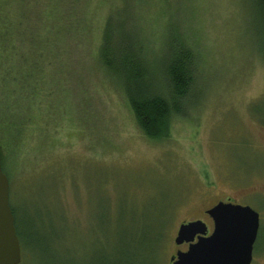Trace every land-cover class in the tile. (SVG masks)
I'll list each match as a JSON object with an SVG mask.
<instances>
[{"label": "rangeland", "instance_id": "rangeland-1", "mask_svg": "<svg viewBox=\"0 0 264 264\" xmlns=\"http://www.w3.org/2000/svg\"><path fill=\"white\" fill-rule=\"evenodd\" d=\"M4 1L37 26L49 15L73 34L43 62L48 82L38 108L50 105L42 126L53 144L29 132L6 173L20 216H53L56 263L94 264L128 239L147 253L142 264H170L185 246L174 244L179 226L201 221L211 231L206 211L231 202L258 214L251 264H264V59L254 1ZM108 23L122 24L151 69L174 51L191 52L192 85L165 137L141 133L98 65L94 52ZM15 46L16 60L28 57L26 44Z\"/></svg>", "mask_w": 264, "mask_h": 264}, {"label": "trees", "instance_id": "trees-1", "mask_svg": "<svg viewBox=\"0 0 264 264\" xmlns=\"http://www.w3.org/2000/svg\"><path fill=\"white\" fill-rule=\"evenodd\" d=\"M253 1L252 15L259 26L260 56L264 59V0ZM10 4L0 0V165L6 177L8 166L18 156L17 150L25 142L26 134L38 132L48 145L53 144L50 133L43 131L42 126V120L50 118V115L46 116L50 105L47 104L44 111L38 108L46 96L43 87L48 82L45 70L49 62L46 65L43 62L55 56L54 45L73 35L72 30L55 24L53 16H45L42 23L45 27L37 26L22 10L13 12ZM114 24L108 23L104 27L94 52L95 59L101 70L110 75H106L109 83L123 93L141 133L149 139L165 137L171 118L181 112L192 85V54L182 48L172 52L159 69H151L138 45L122 30V24ZM19 41L26 44L29 51L28 57L21 53L24 58L20 61L16 60L20 53L15 46ZM155 71L160 74L157 77L160 82H156ZM49 192L48 205L52 209V201L55 203L57 198L56 188ZM9 205L20 246V264L30 263L31 257L37 255L44 257L47 264H58L51 257L58 241L53 216L36 221L33 217L20 216L17 209L11 203ZM55 211L54 206L53 213ZM65 223L67 226L66 220ZM66 226L64 234L69 238L70 224L68 228ZM135 244L134 240L120 241L115 249L94 264H142L147 253L139 251L140 243L137 244L139 249L135 250ZM158 255L159 251L155 250L156 261Z\"/></svg>", "mask_w": 264, "mask_h": 264}, {"label": "water", "instance_id": "water-1", "mask_svg": "<svg viewBox=\"0 0 264 264\" xmlns=\"http://www.w3.org/2000/svg\"><path fill=\"white\" fill-rule=\"evenodd\" d=\"M206 215L212 221L210 236L201 221L179 226L174 244H189L176 252L172 264H250L257 238L259 216L248 206L218 202ZM195 236L196 243L192 244ZM20 246L9 205V184L0 165V264H20Z\"/></svg>", "mask_w": 264, "mask_h": 264}, {"label": "flooded vegetation", "instance_id": "flooded-vegetation-1", "mask_svg": "<svg viewBox=\"0 0 264 264\" xmlns=\"http://www.w3.org/2000/svg\"><path fill=\"white\" fill-rule=\"evenodd\" d=\"M212 222V221H211ZM206 226V225H205ZM207 228V227H206ZM212 229H213V225H212ZM212 233V230L211 231H209L208 229H207V234L205 235V237H208V236H210V234ZM197 238H198V236H195V238H194V240H193V242H192V244H194V243H196V241H197ZM257 239V238H256ZM256 242V241H255ZM185 246H184V249L182 250V251H180V252H186L187 250H188V246H189V244H184ZM254 245H255V243H254ZM254 245H253V249H254ZM179 250H177L176 252H178ZM252 253H253V250H252ZM176 254V253H175ZM175 256V255H174ZM173 256V257H174ZM172 257V258H173ZM251 262H252V260H251ZM170 264H172V262L170 263ZM251 264V263H250Z\"/></svg>", "mask_w": 264, "mask_h": 264}]
</instances>
